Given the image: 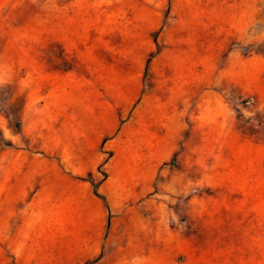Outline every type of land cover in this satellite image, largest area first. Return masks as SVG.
<instances>
[{"label": "rangeland", "instance_id": "obj_1", "mask_svg": "<svg viewBox=\"0 0 264 264\" xmlns=\"http://www.w3.org/2000/svg\"><path fill=\"white\" fill-rule=\"evenodd\" d=\"M1 137L0 264H264V0H0Z\"/></svg>", "mask_w": 264, "mask_h": 264}, {"label": "trees", "instance_id": "obj_2", "mask_svg": "<svg viewBox=\"0 0 264 264\" xmlns=\"http://www.w3.org/2000/svg\"><path fill=\"white\" fill-rule=\"evenodd\" d=\"M10 128L12 129L13 132L20 133V125L17 120H10ZM0 146H3V147L11 146V143L6 141L5 138L1 137ZM92 188H93L94 194L102 200L104 207L106 209V212L108 214V217H109V210H108L105 196L97 191V183H92Z\"/></svg>", "mask_w": 264, "mask_h": 264}, {"label": "crops", "instance_id": "obj_3", "mask_svg": "<svg viewBox=\"0 0 264 264\" xmlns=\"http://www.w3.org/2000/svg\"><path fill=\"white\" fill-rule=\"evenodd\" d=\"M102 194V193H101ZM105 196V195H104ZM99 198V197H98ZM106 198V197H105ZM100 199V198H99ZM101 201V205H102V209H103V212H104V216H105V221H104V224H103V229H102V232H101V243H102V240H103V237H104V234H105V231H106V228L108 227L109 225V217H108V214L106 212V209L104 207V204L102 202V200L100 199ZM107 202V200H106ZM108 206V205H107ZM109 210V208H108ZM110 212V211H109ZM110 214V213H109Z\"/></svg>", "mask_w": 264, "mask_h": 264}]
</instances>
